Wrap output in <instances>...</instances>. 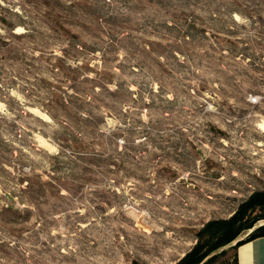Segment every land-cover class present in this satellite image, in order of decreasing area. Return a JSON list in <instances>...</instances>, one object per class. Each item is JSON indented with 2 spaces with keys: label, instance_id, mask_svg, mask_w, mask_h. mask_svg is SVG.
Masks as SVG:
<instances>
[{
  "label": "rangeland",
  "instance_id": "obj_1",
  "mask_svg": "<svg viewBox=\"0 0 264 264\" xmlns=\"http://www.w3.org/2000/svg\"><path fill=\"white\" fill-rule=\"evenodd\" d=\"M261 190L264 0H0V264H174Z\"/></svg>",
  "mask_w": 264,
  "mask_h": 264
},
{
  "label": "trees",
  "instance_id": "obj_2",
  "mask_svg": "<svg viewBox=\"0 0 264 264\" xmlns=\"http://www.w3.org/2000/svg\"><path fill=\"white\" fill-rule=\"evenodd\" d=\"M254 100L257 101L256 97ZM256 209L264 211V190L254 192L229 218L210 219L204 223L196 234L195 245L174 264H213L221 253L224 254L227 251L222 250L220 253L206 257L235 240L234 244L229 246L234 251L232 262L224 264H237L238 246L245 240L264 236V224L254 227L257 220L264 219V213L259 214L253 220H249L247 216L250 210ZM251 228L253 230L247 236L237 239L242 231Z\"/></svg>",
  "mask_w": 264,
  "mask_h": 264
},
{
  "label": "crops",
  "instance_id": "obj_3",
  "mask_svg": "<svg viewBox=\"0 0 264 264\" xmlns=\"http://www.w3.org/2000/svg\"><path fill=\"white\" fill-rule=\"evenodd\" d=\"M237 264H264V236L245 240L238 246Z\"/></svg>",
  "mask_w": 264,
  "mask_h": 264
}]
</instances>
